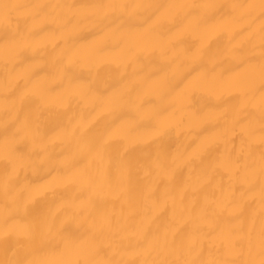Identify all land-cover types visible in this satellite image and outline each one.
<instances>
[{"label":"bare ground","instance_id":"1","mask_svg":"<svg viewBox=\"0 0 264 264\" xmlns=\"http://www.w3.org/2000/svg\"><path fill=\"white\" fill-rule=\"evenodd\" d=\"M12 3L66 6L35 18L19 8L10 28L0 19V230L24 223L26 203L53 201L63 226L22 258L85 264L94 246L102 256L119 248L117 258L140 264L146 257L135 242L157 229L169 239L190 234L204 258H234L229 247L239 249L241 226L253 214L258 222L264 146L259 9L231 6L259 0H0ZM108 3L129 7H90ZM134 4L217 7H201L197 16ZM105 11L109 18L101 19ZM33 27L17 56L12 32ZM250 119L251 150L241 133ZM161 124L169 126L163 137ZM97 132L114 149L102 162L86 143ZM161 153L166 162L158 166ZM121 161H131V170ZM249 164L252 188L243 176ZM84 170L94 183L83 181ZM6 246L19 245L13 237Z\"/></svg>","mask_w":264,"mask_h":264},{"label":"snow or ice","instance_id":"2","mask_svg":"<svg viewBox=\"0 0 264 264\" xmlns=\"http://www.w3.org/2000/svg\"><path fill=\"white\" fill-rule=\"evenodd\" d=\"M66 7L60 4L48 3H34L30 5L21 4H0V19L5 22L6 27L10 28L12 14L19 8H29L32 11L33 18L39 16L41 13L47 14L49 9L55 10L57 8ZM67 7H73L68 5ZM93 9L100 10H124L129 7L123 3H108L97 4L90 6ZM134 8H167V9H187L190 14L198 16V9L201 7H217L209 5H196V4H168V5H153V4H134ZM232 8L244 7L249 14L253 13L257 8L259 9V69L261 78V97H260V115H259V141L264 146V0H259V4L249 3L246 5H232ZM108 11L104 12L101 19H108ZM68 22L67 19L65 21ZM34 35V27L27 28L24 32L14 31L10 39L17 43V56L22 55L27 50V45L24 41ZM249 43L255 47V44L249 40ZM11 91V90H9ZM239 123V120L236 121ZM169 126L161 124L157 129V136L163 137L167 135ZM241 133L249 140V150L252 148V138L256 134L255 122L250 119L247 124L241 125ZM87 147L90 152L94 153L99 161H103L105 156L111 157L113 146L110 138H105L102 133H94L88 137ZM12 153H17L15 144L11 147ZM18 154V153H17ZM4 160L8 165H13L14 161L9 156H5ZM166 162V157L163 153L157 158L158 166H162ZM123 167L128 171L131 170L133 164L131 161H121ZM254 164V161H253ZM82 179L85 183H94L96 176L90 171L84 170ZM243 176L252 188L256 182V170L249 164L244 167ZM259 192H260V208L258 213V222L256 214L251 217V222L242 225L240 231L242 235L236 241L239 244V249L236 246L230 245L229 255L234 258L231 259H214L204 258V250L200 247L199 242L194 239L190 234L185 236L180 233H173L172 239L168 238V233H160L159 229L153 232H144L139 239L135 242V247L142 249L145 259L140 264H264V148L260 152L259 158ZM12 177L9 175L5 182V193L11 187ZM229 204L232 200L227 201ZM24 220L23 224L19 226L13 225L12 227L0 230V245L4 246V259H0V264H37L36 261L22 258V252L26 248L33 247L37 244L45 242L50 234L54 231L61 232L63 226H58L57 215L59 208H54V201L49 202L46 206L37 208L35 204L26 203L23 206ZM195 230V229H193ZM15 238L19 245L15 249L7 247L10 238ZM90 241L94 237L89 238ZM93 255L85 264H136L133 260H123L117 258L119 256V248L113 249L110 254L101 255L99 248L94 246L90 247ZM99 257V258H97ZM57 264H80L79 261H60Z\"/></svg>","mask_w":264,"mask_h":264}]
</instances>
